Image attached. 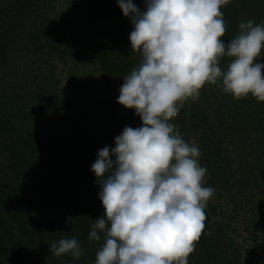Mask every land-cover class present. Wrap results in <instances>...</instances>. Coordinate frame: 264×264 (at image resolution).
Here are the masks:
<instances>
[{"label":"trees","instance_id":"trees-1","mask_svg":"<svg viewBox=\"0 0 264 264\" xmlns=\"http://www.w3.org/2000/svg\"><path fill=\"white\" fill-rule=\"evenodd\" d=\"M50 1L0 0V264H95L103 234L100 241H90L89 234L105 210L92 165L98 150L116 146L115 137L123 131L118 122L124 111L135 112L120 104L117 95L114 101L108 100L114 97L109 92L83 101L68 89L59 88L57 80H52L53 71L29 68L30 62L22 64L45 50L44 32V42H54L48 34L55 21L48 8ZM74 2L85 14L98 10L115 18V23L124 21L117 0ZM221 11L227 27L222 37L225 43L239 35L241 22L256 16L259 24H264V0H230ZM91 38L90 49L84 53L92 60H102L110 51L103 52L97 45L93 48L98 41ZM80 56L81 52L74 55L77 59ZM230 59H222V69L226 70ZM258 59L264 60L263 50ZM99 63L108 67L103 61ZM113 71L108 72L111 81L119 83ZM215 87L223 93L222 85ZM225 96L226 104L218 108L221 113L217 118L226 116L231 135L245 138L251 129L260 153L254 161L263 158V162L264 101L251 94L240 100ZM185 105L191 127L200 133L198 149L207 168V185L229 190L235 168L216 138L219 125H214L200 98L189 99ZM215 211L211 206V212ZM65 238L77 239L83 252L79 259L51 254L48 244ZM244 264H261L259 253L254 250Z\"/></svg>","mask_w":264,"mask_h":264},{"label":"clouds","instance_id":"clouds-1","mask_svg":"<svg viewBox=\"0 0 264 264\" xmlns=\"http://www.w3.org/2000/svg\"><path fill=\"white\" fill-rule=\"evenodd\" d=\"M117 2L134 26L132 51L142 56L123 77L118 102L142 125L125 126L92 165L105 210L89 234L90 241L103 234L95 264H189L215 189L204 186L198 147L169 121L206 84L222 85L236 100L251 94L264 101V24L241 22L239 35L225 43L221 8L230 0H146L144 11L133 0ZM48 245L57 257L83 255L76 238Z\"/></svg>","mask_w":264,"mask_h":264},{"label":"rangeland","instance_id":"rangeland-1","mask_svg":"<svg viewBox=\"0 0 264 264\" xmlns=\"http://www.w3.org/2000/svg\"><path fill=\"white\" fill-rule=\"evenodd\" d=\"M134 3L142 11L146 10V0H136ZM48 8L55 20L48 33L54 42L52 44L47 40L44 42L46 37L44 32L41 38L45 50L41 49L34 57L30 56L29 59L23 60L22 64L26 66L25 62H30L29 68L39 67L53 71L52 80H57L59 88L68 89L74 95H79L83 101L86 98L92 101L93 95L101 98L108 92L114 96L108 100L114 101L115 96L120 95L123 77L129 75L134 68H138L142 62L141 54L132 51L131 48L130 32L134 27L131 19L125 16L123 22L115 23V18L98 10L94 12L87 10L85 14L74 0H51ZM252 20L257 24L261 21L256 16ZM90 38L98 41V44H93V48L97 45L103 52V49L110 51L104 54L100 61L96 58L92 60L84 53L86 49H90ZM48 48L52 50L49 51ZM78 52H81V59L74 57ZM101 61L108 67L102 68L99 63ZM33 62L35 63L32 64ZM108 70L112 72L115 70L117 75L115 80L119 79V83L111 81L113 78ZM86 84L88 85L85 86ZM92 86L95 87V91L92 90ZM215 86L206 84L200 90L199 98L206 103L205 109L214 119V125H219L220 130L218 129L215 135L223 151L230 154L233 159L235 175L229 190L220 191L218 187L207 185L206 173L204 186L214 188L215 192L205 208V229L188 261L193 264H244L245 258L256 250L261 257V264H264V161H261L263 158L254 161L260 153L255 144L256 135L251 129L245 138L231 135L226 116L217 118V114L221 113L218 108L226 104V96ZM216 90L220 93L218 94ZM202 95L207 97L204 98ZM188 101L169 122L177 126L185 142L198 147L200 133L189 123L188 111L185 108ZM124 112L118 122L120 129H124L125 126L136 128L142 125L140 116L135 112L129 110ZM198 159L203 167L200 157ZM211 206L216 208L215 213L211 212Z\"/></svg>","mask_w":264,"mask_h":264}]
</instances>
